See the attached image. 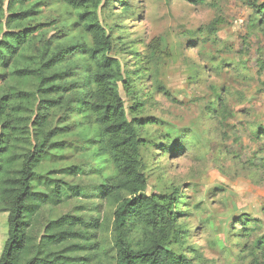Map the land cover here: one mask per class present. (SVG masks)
I'll return each instance as SVG.
<instances>
[{
	"label": "rangeland",
	"instance_id": "1",
	"mask_svg": "<svg viewBox=\"0 0 264 264\" xmlns=\"http://www.w3.org/2000/svg\"><path fill=\"white\" fill-rule=\"evenodd\" d=\"M8 2L2 3L3 33ZM26 8L34 15L24 27L36 33L24 54L35 56L41 42H49L53 54L56 45L65 49L67 31H62L70 9L59 0H28ZM20 10L17 6L14 14ZM251 17L240 0L199 6L182 0H103L97 10L113 44L109 55L127 82L118 89L126 117L148 120L140 131L146 194L168 196L176 205L186 239L173 249L191 264H264V32ZM217 18L222 25L210 34L206 26ZM77 62L71 55L60 67L63 86L78 78ZM75 92L63 93L64 105L50 115L52 128H70L67 103ZM73 133L64 137L67 148L44 165L42 176L78 188L81 195L69 193L65 204L46 208L42 223L61 215L81 218L92 246L83 257L88 264H113L108 231L90 228L101 224L108 209L95 199L97 182L85 143ZM159 138L166 146L162 152ZM70 167L79 173L67 175ZM7 239V213H0V256Z\"/></svg>",
	"mask_w": 264,
	"mask_h": 264
},
{
	"label": "trees",
	"instance_id": "2",
	"mask_svg": "<svg viewBox=\"0 0 264 264\" xmlns=\"http://www.w3.org/2000/svg\"><path fill=\"white\" fill-rule=\"evenodd\" d=\"M59 1L70 9L68 16L75 13L64 18L67 47L56 45L53 54L49 42H41L35 56H26L36 30L24 23L34 12L26 8L28 0H9L8 31L3 33L4 0H0V213H7L8 224L0 264L89 263L83 257L92 247L86 237L89 226L81 218L61 215L42 223L46 208L65 204L69 193L81 195L78 188L42 176L44 165L55 162L67 148L64 137L73 131L85 143L90 173L97 182L95 199L108 209L101 224L90 228L108 231L113 264H191L173 249L186 239L176 221V205L168 196L146 194L141 159L145 141L140 131L148 120L126 117L118 89L127 82L120 63L109 55L113 44L97 19L103 0ZM182 1L199 6L207 0ZM240 1L251 10V23L264 32V3ZM17 6L21 10L14 14ZM220 25L217 18L206 28L214 34ZM71 55L78 57L74 67L78 78L67 87L62 85L60 67ZM27 57H34L32 65L26 64ZM68 91H76L74 100L66 102L73 119L71 132L50 123L51 113L64 105L63 93ZM158 140L162 152L166 146ZM65 173L79 172L70 167Z\"/></svg>",
	"mask_w": 264,
	"mask_h": 264
}]
</instances>
